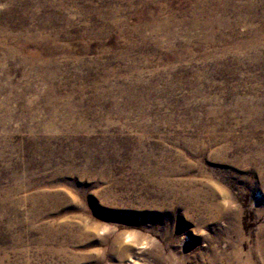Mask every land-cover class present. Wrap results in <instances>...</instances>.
Segmentation results:
<instances>
[{"label": "rangeland", "instance_id": "1", "mask_svg": "<svg viewBox=\"0 0 264 264\" xmlns=\"http://www.w3.org/2000/svg\"><path fill=\"white\" fill-rule=\"evenodd\" d=\"M0 31V264H264V0H0Z\"/></svg>", "mask_w": 264, "mask_h": 264}, {"label": "bare ground", "instance_id": "2", "mask_svg": "<svg viewBox=\"0 0 264 264\" xmlns=\"http://www.w3.org/2000/svg\"><path fill=\"white\" fill-rule=\"evenodd\" d=\"M9 3H12V1L13 0H7ZM197 1H199V0H197ZM202 1V0H201ZM15 2V1H14ZM218 2V1H217ZM201 3V2H200ZM204 3V2H203ZM212 3V2H211ZM220 3V2H219ZM14 4V3H13ZM205 4V3H204ZM145 5V4H144ZM197 5H198V2H197ZM203 6V5H202ZM206 6V5H205ZM209 6V5H208ZM212 6V5H211ZM193 8V7H192ZM205 8V7H204ZM213 8V7H212ZM25 9H26V6H25ZM195 9V8H194ZM214 9V8H213ZM225 10V9H224ZM24 11V10H23ZM206 11H207V9H206ZM208 12V11H207ZM216 12V11H215ZM204 13V12H203ZM195 14V13H194ZM194 14H193V16H194ZM199 15H197L196 14V16H194V22H192V26H196L197 24H198V22H196L198 19H200L203 15L201 14V13H198ZM212 14V11H210V15ZM193 16H192V18H193ZM206 17V16H205ZM210 17V16H209ZM209 19V18H208ZM212 19H214V18H212ZM211 20V19H210ZM48 21V20H47ZM206 21V20H205ZM208 21V20H207ZM216 21H217V19H216ZM222 21V20H221ZM200 22H201V20H200ZM218 22V21H217ZM197 23V24H196ZM211 23V22H210ZM213 23V22H212ZM215 23V22H214ZM224 23V22H223ZM44 25V24H43ZM159 25V24H158ZM207 25H210L208 22H207ZM219 25V24H218ZM217 25V26H218ZM229 25V24H228ZM233 25V24H232ZM163 26V25H162ZM161 26V27H162ZM216 26V27H217ZM41 27H43V26H41ZM159 27V26H158ZM207 27V26H206ZM221 27V26H220ZM200 28V27H199ZM212 28V27H211ZM206 29V28H205ZM162 30V29H161ZM160 30V31H161ZM201 30H203V29H201ZM1 32V31H0ZM58 33V32H57ZM212 34V33H211ZM1 35H2V33H1ZM49 35V34H48ZM170 36H172V35H170ZM209 36V35H208ZM26 37L27 36H12L11 38H9V36H8V40H9V42H11V41H13V42H17V41H19V39L20 40H22L23 42L25 41V39H26ZM41 37V36H40ZM168 37V36H167ZM191 37V36H190ZM58 38V37H57ZM28 40V39H27ZM49 41V40H48ZM25 43V42H24ZM16 45V44H15ZM247 47V46H246ZM55 50V49H54ZM19 52V51H18ZM13 53H16V52H13ZM11 55H12V52H11ZM14 55V54H13ZM33 59V58H32ZM34 63V62H33ZM72 231V230H71ZM45 232V231H44ZM53 233V232H52ZM56 235V234H55ZM70 237V236H69ZM54 240V239H53ZM74 240V239H73ZM40 245V244H39ZM61 249V248H60ZM63 250V249H62ZM60 251V250H59ZM1 263V262H0Z\"/></svg>", "mask_w": 264, "mask_h": 264}]
</instances>
